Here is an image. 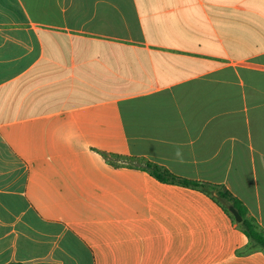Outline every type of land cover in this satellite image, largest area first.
Wrapping results in <instances>:
<instances>
[{
  "label": "crops",
  "instance_id": "1",
  "mask_svg": "<svg viewBox=\"0 0 264 264\" xmlns=\"http://www.w3.org/2000/svg\"><path fill=\"white\" fill-rule=\"evenodd\" d=\"M221 192L264 237V0H0V264H264Z\"/></svg>",
  "mask_w": 264,
  "mask_h": 264
},
{
  "label": "trees",
  "instance_id": "2",
  "mask_svg": "<svg viewBox=\"0 0 264 264\" xmlns=\"http://www.w3.org/2000/svg\"><path fill=\"white\" fill-rule=\"evenodd\" d=\"M104 156L108 160H110V161L112 160V156H110L109 154L104 153ZM144 167L146 169H148L149 171H151V173L153 175H155V177L161 181H170V182L179 183V184L185 185V186L202 187V188L208 187L206 184H203V183L193 182V181H189V180L174 176L170 172L166 171L165 169H163L159 166L146 164ZM221 196L223 199L226 200L228 205L235 206V208L239 211V213L241 214L242 217L245 216L244 212H243L242 208L239 206L238 202L235 201L227 192H221ZM227 209H228V207H227ZM240 226H241V228H243L245 234L249 237V239H251L257 246L264 249V237L258 231L255 230V228L251 222H249L248 220H244Z\"/></svg>",
  "mask_w": 264,
  "mask_h": 264
},
{
  "label": "water",
  "instance_id": "3",
  "mask_svg": "<svg viewBox=\"0 0 264 264\" xmlns=\"http://www.w3.org/2000/svg\"><path fill=\"white\" fill-rule=\"evenodd\" d=\"M229 210L234 215V217L236 218V220L238 222H242L243 221V217L241 216V214L239 213V211L235 208V206L231 205L229 207Z\"/></svg>",
  "mask_w": 264,
  "mask_h": 264
}]
</instances>
